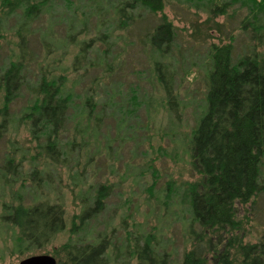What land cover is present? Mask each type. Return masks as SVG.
I'll return each instance as SVG.
<instances>
[{"label": "rangeland", "instance_id": "rangeland-1", "mask_svg": "<svg viewBox=\"0 0 264 264\" xmlns=\"http://www.w3.org/2000/svg\"><path fill=\"white\" fill-rule=\"evenodd\" d=\"M225 1L227 13L214 15L208 1L166 0L163 12L138 10L128 24L117 15L119 0H31L32 5L46 3L31 20L21 11L11 14L13 6L0 0L5 23L0 79L21 56L26 64L25 84L8 123L0 127V264H20L39 255L58 260L56 254L71 240L93 242L101 235L122 243L138 233L151 236L159 249L165 247L172 264H181L197 239L207 240L192 219L190 199L191 186L203 179L193 167L192 148L193 133L207 109L210 48L233 44L235 61L263 50L252 38L256 18H250L243 1ZM162 17L175 33L166 57L149 44ZM255 24L264 40V20ZM42 76L62 77L73 96L70 120L54 138L62 148L58 161L45 153L44 139L37 134L43 130L37 127L34 134L25 115ZM159 76L173 85L174 110ZM4 99L0 80V109ZM84 104L90 120L79 116ZM8 160L18 167L16 175L14 166L7 171ZM34 169L46 175L45 181L43 175L35 177L38 190L31 177ZM100 185L111 188L106 209L88 227L78 226L74 235L76 217L89 208L87 198ZM37 192L63 205L67 228L43 248L21 254L18 231L1 219L4 205L17 204L19 197L31 203ZM237 218L243 242H259L264 195L237 205Z\"/></svg>", "mask_w": 264, "mask_h": 264}, {"label": "trees", "instance_id": "trees-1", "mask_svg": "<svg viewBox=\"0 0 264 264\" xmlns=\"http://www.w3.org/2000/svg\"><path fill=\"white\" fill-rule=\"evenodd\" d=\"M11 14L21 11L31 20L42 11L44 2L32 5L31 0H7ZM166 0H119L117 15L128 24L135 21L131 16L138 10L158 14L163 12ZM211 14H226L225 0H202ZM254 21L252 38L261 44V53L254 52L234 60L233 44L212 45L209 52L211 70L207 77V109L193 133V167L202 176L200 185L191 186V215L207 240L197 239L193 248L185 253L181 264H264V232L259 242L244 243L237 205H247L264 195V40L263 30L255 23L264 20V0H242ZM114 2V1H113ZM10 15V13L8 14ZM4 20L0 18V40L4 32ZM175 38L173 25L162 17L160 24L149 34V44L154 53L166 57ZM255 51V49L253 50ZM23 56L12 63L3 73L1 83L5 88L4 106L0 109L5 127L9 112L25 84L26 64ZM76 66V65H75ZM160 73V68L158 66ZM173 109L175 91L170 80L159 76ZM65 79H49L42 76L35 87V100L25 110L32 123L33 132L44 139L43 149L54 161L61 154L59 140L54 139L66 127L73 107V96L66 90ZM41 99H40V98ZM90 103V101H88ZM88 109L83 105L79 116ZM174 110V109H173ZM71 122V121H70ZM40 134V135H39ZM44 134V135H43ZM15 175L18 167L11 160L6 169ZM13 175V174H12ZM37 175H46L34 169V189L41 185ZM111 188L100 185L92 197L90 206L76 217L72 233L78 226H89L106 209ZM34 201L25 203L23 197L17 204H5L2 221L18 231L17 250L24 254L48 245L67 228L65 209L61 203L33 195ZM78 221V223H77ZM213 235V236H212ZM153 245L152 237L141 233L117 242L101 235L96 241H73L64 244L56 254L58 264H172L171 256L163 247Z\"/></svg>", "mask_w": 264, "mask_h": 264}, {"label": "water", "instance_id": "water-1", "mask_svg": "<svg viewBox=\"0 0 264 264\" xmlns=\"http://www.w3.org/2000/svg\"><path fill=\"white\" fill-rule=\"evenodd\" d=\"M20 264H58V260L53 256L39 255L26 258Z\"/></svg>", "mask_w": 264, "mask_h": 264}]
</instances>
